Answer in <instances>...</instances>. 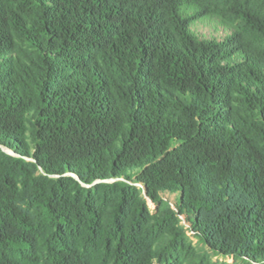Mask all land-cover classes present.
I'll use <instances>...</instances> for the list:
<instances>
[{
  "label": "trees",
  "instance_id": "trees-1",
  "mask_svg": "<svg viewBox=\"0 0 264 264\" xmlns=\"http://www.w3.org/2000/svg\"><path fill=\"white\" fill-rule=\"evenodd\" d=\"M263 40L264 0H0V264H264Z\"/></svg>",
  "mask_w": 264,
  "mask_h": 264
},
{
  "label": "rangeland",
  "instance_id": "rangeland-1",
  "mask_svg": "<svg viewBox=\"0 0 264 264\" xmlns=\"http://www.w3.org/2000/svg\"><path fill=\"white\" fill-rule=\"evenodd\" d=\"M204 31V30H203ZM264 45V40L262 41ZM163 198L174 207L175 195L174 194H164ZM148 207L151 212L156 210V205L151 201H147ZM182 218H184L182 216ZM187 226L185 221H182V226ZM186 234L188 236L187 247L184 248V254L182 257H185L188 260H195L203 264H248L239 257H222L217 255L214 251L208 248L203 242L197 239L193 232L187 230Z\"/></svg>",
  "mask_w": 264,
  "mask_h": 264
}]
</instances>
